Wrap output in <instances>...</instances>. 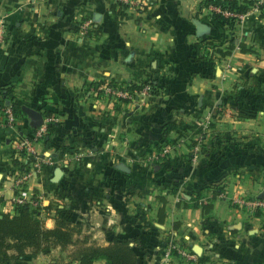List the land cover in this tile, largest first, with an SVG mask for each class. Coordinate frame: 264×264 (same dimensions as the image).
I'll return each instance as SVG.
<instances>
[{"label": "crops", "instance_id": "0c3cea01", "mask_svg": "<svg viewBox=\"0 0 264 264\" xmlns=\"http://www.w3.org/2000/svg\"><path fill=\"white\" fill-rule=\"evenodd\" d=\"M116 1L0 0V88L56 117L37 141L24 108L13 124L0 113V211L14 213L25 187L50 204L39 209L47 227L67 204L80 236L100 244L138 236L140 264H264V11L226 22L204 0H130L116 17ZM146 78L158 85L143 100L87 89ZM25 140L52 163L20 169ZM179 246L201 253L185 260ZM71 249L48 247L22 264H79Z\"/></svg>", "mask_w": 264, "mask_h": 264}, {"label": "trees", "instance_id": "16d2710c", "mask_svg": "<svg viewBox=\"0 0 264 264\" xmlns=\"http://www.w3.org/2000/svg\"><path fill=\"white\" fill-rule=\"evenodd\" d=\"M257 1L204 0L203 3L207 7L218 6L221 9L245 13L256 6ZM127 6L123 0H117L112 4L111 11L116 17H125L127 16ZM259 7L264 11L263 4H260ZM210 12L213 19L216 20L230 22L231 19L235 18L228 17L223 12L213 9ZM228 47L229 49L233 48L234 44L230 43ZM240 47L245 51H253L251 47H247L242 43H240ZM199 48L200 46L197 44V49ZM217 51L225 55L230 50L217 48ZM101 81L103 80L94 82ZM123 82L130 89L140 87V84L134 82ZM153 85L152 91L156 89L158 83L153 80ZM11 92L10 87L2 86L0 88V95L13 102L16 114L23 113V105L14 102ZM42 112L43 114H51L49 110H43ZM247 115H249L248 112H239V116ZM54 126L55 124L49 125V133L53 130ZM32 161L33 158L29 157L25 161L16 159L15 163L20 169L27 170L31 166ZM42 207L50 212V204H38L34 208H31L29 204H21L14 213L0 211V264H22L27 255L53 246H60L63 250L72 246L69 253L70 259L77 260L79 264H93L99 259H105L107 264H140L138 253L140 239L138 236L128 238L113 235L107 244H100L90 240L88 235L80 236L81 229L70 219L69 205L63 204L56 207L54 227L46 226L44 219L39 214V209ZM202 207L207 212L212 207V203L203 201ZM159 213L162 219V209Z\"/></svg>", "mask_w": 264, "mask_h": 264}, {"label": "built area", "instance_id": "2783aa9c", "mask_svg": "<svg viewBox=\"0 0 264 264\" xmlns=\"http://www.w3.org/2000/svg\"><path fill=\"white\" fill-rule=\"evenodd\" d=\"M124 2H129L130 0H123ZM136 3L141 5L142 7H145L147 4L146 0H136ZM260 4H263L264 6V0H258L256 7L259 9H262L259 7ZM210 9L217 10L223 12L228 17H235L241 20L244 17V13L231 11L227 9H221L218 6H210ZM91 25V20H85L81 27L84 30H88V27ZM6 40V30L3 22H0V47L3 45V43ZM140 87L135 88H128L127 84L124 82H118V81H111V80H103L101 82H94L87 86V89L89 92L94 94H105L113 99H139L143 100L145 99L153 90V79L146 78L140 83ZM2 95H0V99L2 101V106L0 108V113L4 116L5 122L8 124H13L17 121L18 115L16 114L14 108H13V102L9 100L8 98H3ZM224 114L234 115L231 108L227 107L224 109ZM236 116L239 114L236 113ZM212 114L211 112H208L205 115V119L211 118ZM56 117L53 114H43V117L40 121V123L35 127L33 131V138L34 140L40 141L45 140L47 134L49 133V125L55 124ZM20 154L23 157H31L33 158V163L37 164L38 161L40 162H49L52 163L50 158L48 159H41L40 155L35 148V146L32 144L31 140H25L23 142H20ZM50 159V160H49ZM31 174V170L25 172L23 175L24 177ZM19 181V180H18ZM14 202L18 205L21 204H28L30 202L34 204H42V200L36 196V194H29V190L25 187H22L17 194V196L14 197ZM178 256L182 257L185 260L194 261L198 258L197 254L193 252L192 250L185 248V247H176Z\"/></svg>", "mask_w": 264, "mask_h": 264}, {"label": "water", "instance_id": "95a60500", "mask_svg": "<svg viewBox=\"0 0 264 264\" xmlns=\"http://www.w3.org/2000/svg\"><path fill=\"white\" fill-rule=\"evenodd\" d=\"M195 23H196V25H197L198 32H202L203 29H204V24L201 23L198 19H195ZM23 108L29 113V115L32 117V119H33L34 121H36V123H37V125H38V124L40 123V121H41V118H42V114H41V112L38 111V110H36V109H34V108H31V107H29V106H26V105H24ZM61 173H62V171H61L60 169H58V170L56 171V176H55V180H56V181L59 180V178H60V176H61ZM261 196H264V193L261 194ZM195 252H196L197 254H200V253H201L200 248H199V247H196V248H195Z\"/></svg>", "mask_w": 264, "mask_h": 264}]
</instances>
